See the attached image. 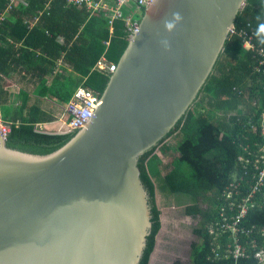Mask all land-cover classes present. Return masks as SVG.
I'll use <instances>...</instances> for the list:
<instances>
[{"label": "water", "instance_id": "water-1", "mask_svg": "<svg viewBox=\"0 0 264 264\" xmlns=\"http://www.w3.org/2000/svg\"><path fill=\"white\" fill-rule=\"evenodd\" d=\"M245 4L155 0L70 142L38 156L0 132V264L141 263L154 223L140 158L197 100Z\"/></svg>", "mask_w": 264, "mask_h": 264}, {"label": "trees", "instance_id": "trees-1", "mask_svg": "<svg viewBox=\"0 0 264 264\" xmlns=\"http://www.w3.org/2000/svg\"><path fill=\"white\" fill-rule=\"evenodd\" d=\"M9 1L0 0V13ZM124 15L129 16V12L125 10ZM143 15L144 12L137 15L135 20L141 22ZM35 17H39L36 26L29 28L26 18ZM261 22H264V0H246L235 19L234 30L255 31ZM58 36L64 39L65 45L56 43ZM129 40L130 34L122 20L115 21L110 28L104 14L92 13L85 7H68L64 0H29L27 7H17L12 20L0 27V72L6 74L12 65H22L43 79L52 73L53 62L63 56L73 74H58L49 87L41 80L35 94L68 104L80 86L102 94L110 74L98 70L97 64L103 57L107 63L118 65ZM10 41L20 44V49L15 50ZM257 62L255 55L244 49L243 40L237 34H230L213 73L190 110L158 147L140 158L141 180L151 195L154 223L140 264L151 263L163 229V211L157 202L156 181L159 180H164L162 191L192 200L185 212L200 218L194 230L199 242L191 247L192 264H258L250 244L255 241L257 250L264 249L263 237L240 236V243L249 248L250 255L235 262L232 258L212 257L213 236L209 233V226L220 219V209L225 208L229 215L235 213L222 197L233 175L244 178V183H248L245 187L249 188L252 167L248 166L244 172V165L237 163L238 158L244 156L247 147L258 151L263 144L260 121L264 109V75L258 71ZM23 95L26 98L20 115L11 123L7 138L9 149L46 156L75 137L76 134L39 133L37 124L49 120L37 106L28 105V93ZM252 125L257 126L256 132ZM176 134L182 141L173 154L166 142ZM158 152L168 156L166 173ZM242 226L263 228L264 208H251L242 219ZM228 240L229 236L225 235L217 241L225 245Z\"/></svg>", "mask_w": 264, "mask_h": 264}, {"label": "built area", "instance_id": "built-area-1", "mask_svg": "<svg viewBox=\"0 0 264 264\" xmlns=\"http://www.w3.org/2000/svg\"><path fill=\"white\" fill-rule=\"evenodd\" d=\"M66 6L85 7L92 13H102L108 19V24L112 28L113 23L117 20L125 22L127 32L130 37L139 29L140 21L133 15L125 17L124 12L132 10L136 6L138 10L137 15H141L146 8L151 7L155 0H64ZM29 0H10L5 10L0 13V26L9 17L8 15L15 12L17 7H27ZM48 5H46V8ZM42 13H40L41 15ZM36 17L32 22L27 21L31 28L33 24L38 21ZM255 31H247L245 29L235 31L234 27L230 30V34H237L243 40L244 49L252 52L257 58V69L262 71L264 75V45L258 43L254 35ZM60 40L64 41L62 37ZM99 69L107 70L112 74L117 70V65L108 64L105 61L98 63ZM100 95L89 88L80 87L75 92L73 98L67 104V131L66 134H76L94 117L97 110ZM11 123L6 122L0 115V132L4 139H7L11 133ZM253 130L257 131V126L252 125ZM261 137L263 144L259 145L258 151L250 150V147L244 149V156L238 158L237 163L243 166V171L247 172L248 166L252 167L253 174L250 178L249 188L244 183V178H238L233 175L228 187L223 192V199L229 202V209L235 210V213L229 215L225 212V208L220 209V219L209 226V233L213 236L210 243L211 255L214 259L232 258L235 262L239 259H246L250 255L248 247L240 243V236L252 238L254 234L264 238V227L252 226L246 228L242 226V219L246 216L251 208H264V109L260 121ZM250 176V177H251ZM247 177V174L244 175ZM257 198H260L259 200ZM225 235L229 236V240L225 245L219 243L218 238L221 239ZM253 250V257L258 264H264V249L257 250L255 241L251 242Z\"/></svg>", "mask_w": 264, "mask_h": 264}, {"label": "crops", "instance_id": "crops-1", "mask_svg": "<svg viewBox=\"0 0 264 264\" xmlns=\"http://www.w3.org/2000/svg\"><path fill=\"white\" fill-rule=\"evenodd\" d=\"M138 12L139 14L141 13L140 10H138ZM13 15L14 13L9 14V18L7 20H12ZM35 18H26L25 24L29 26L26 22L29 21L33 23ZM37 22L33 24L31 28L35 27ZM4 23H2V25ZM10 43L13 45L15 50H19L21 47L20 44H16L13 41H10ZM56 43L61 45L66 44L65 41L60 40V36L57 37ZM18 58L19 57H15L16 60ZM100 61H105L107 63L103 57ZM97 68L101 72L108 73L107 70L102 71L99 69L98 64ZM58 74H65V76L73 74L72 69L64 63L63 56L53 62L52 73L44 76L43 79H39V76H35V74L30 73L28 69L22 65H12V69L8 70L6 74L0 72V115L2 118L8 123H12L14 118H18L20 115V109L23 106V100L26 98L23 94L28 93L30 95L28 105L37 106L42 112L43 117L49 120V122L37 124L38 132L45 135H69L66 134L67 104L55 101L47 96L39 97L35 94L38 87L41 85V80H44L45 86L49 87L53 78L58 76ZM25 115H27V112H25Z\"/></svg>", "mask_w": 264, "mask_h": 264}, {"label": "rangeland", "instance_id": "rangeland-1", "mask_svg": "<svg viewBox=\"0 0 264 264\" xmlns=\"http://www.w3.org/2000/svg\"><path fill=\"white\" fill-rule=\"evenodd\" d=\"M138 9L133 6L129 15L137 16ZM141 18V16H140ZM182 137L174 135L166 142L173 154L177 153ZM160 160L166 173L169 166L168 156L158 152ZM158 185L157 202L162 213L163 229L158 237V246L152 258V264H192L191 247L198 243L199 239L194 233L199 226V217L186 214L185 208L192 200L181 195H172L170 192L162 191V182L156 181ZM206 205V204H204Z\"/></svg>", "mask_w": 264, "mask_h": 264}, {"label": "clouds", "instance_id": "clouds-1", "mask_svg": "<svg viewBox=\"0 0 264 264\" xmlns=\"http://www.w3.org/2000/svg\"><path fill=\"white\" fill-rule=\"evenodd\" d=\"M181 18L182 17L180 16L179 13H173V20L175 22L180 21ZM174 27H175L174 22H165V28L168 31H172ZM254 35L257 38L258 43L264 45V22L258 23Z\"/></svg>", "mask_w": 264, "mask_h": 264}, {"label": "flooded vegetation", "instance_id": "flooded-vegetation-1", "mask_svg": "<svg viewBox=\"0 0 264 264\" xmlns=\"http://www.w3.org/2000/svg\"><path fill=\"white\" fill-rule=\"evenodd\" d=\"M199 222H200V218H199ZM158 244V243H157ZM158 246V245H157ZM157 249V248H156Z\"/></svg>", "mask_w": 264, "mask_h": 264}]
</instances>
